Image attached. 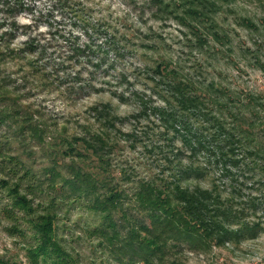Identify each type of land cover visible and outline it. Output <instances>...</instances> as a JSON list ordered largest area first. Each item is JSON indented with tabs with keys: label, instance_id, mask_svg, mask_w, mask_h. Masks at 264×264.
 Returning <instances> with one entry per match:
<instances>
[{
	"label": "rangeland",
	"instance_id": "rangeland-1",
	"mask_svg": "<svg viewBox=\"0 0 264 264\" xmlns=\"http://www.w3.org/2000/svg\"><path fill=\"white\" fill-rule=\"evenodd\" d=\"M189 2L192 18L183 13ZM208 3L215 7L206 15ZM164 64L201 89L222 90V132L237 136L225 168L215 152L191 153L178 133L165 132L162 111L180 113L182 123L187 112L167 90ZM102 109L113 119L100 120ZM102 132L115 145L106 184L121 189L117 206L131 221L142 220L137 182L171 181L193 166L203 174L185 184L230 202L235 229L259 224L257 237L205 252L168 246L166 264H264V160L256 153L264 145V0H0V264H51L34 255L47 208L68 264H118L86 200L63 195L59 180L57 190L45 189L51 166L69 176L66 165L78 161L97 173L79 139Z\"/></svg>",
	"mask_w": 264,
	"mask_h": 264
},
{
	"label": "trees",
	"instance_id": "trees-1",
	"mask_svg": "<svg viewBox=\"0 0 264 264\" xmlns=\"http://www.w3.org/2000/svg\"><path fill=\"white\" fill-rule=\"evenodd\" d=\"M189 5L187 8L191 10L186 8L183 13L192 18L196 12L194 4L189 2ZM208 6L206 15H209L208 11H214L215 7L211 9L212 4L209 3ZM243 21L250 25L249 19L243 18ZM211 35H214L215 39L218 37L216 33ZM165 65L160 68L164 71L162 78L167 85L170 84L167 90L174 91L176 95L174 104L187 112V121L182 123V120L176 119V116H183L180 113L177 115L162 111L160 118L166 127L165 132L171 130L178 133L191 153L215 152L216 163L225 168L227 161L231 162L229 153H234L237 136L225 135L222 132L224 123L222 113L225 108L219 99L222 90L212 83L201 89L189 78H185L174 68L168 69ZM111 119L113 116H110L106 109L100 110V120L107 122ZM177 126L183 130L182 133ZM33 136L37 139L41 137L37 131H34ZM88 136L79 139L83 144L81 148L83 152L93 154L97 158L99 171L97 173L87 171L78 161H72L66 165L70 175L64 176L57 167L51 166L46 169L45 178L49 183L45 189L57 190L56 182L59 180L61 183L58 189L63 195L72 194V199L77 201L86 200V207L99 215L102 221V225L100 224L94 232L100 241L106 243L107 249L116 251L113 258L118 264H166L168 246L178 249L185 245L191 251L205 252L212 247H222L225 243L257 237L259 224H242L235 229L239 225L238 210H235L230 202H224L226 200L214 189H205L199 184L193 186L185 184L192 177L198 178L203 174L199 168L193 166L180 169L177 175L171 176V181L137 182L133 200L142 220L131 221L126 211L117 206L122 195L121 189L117 185L106 184L109 175L107 163L115 146L110 140L114 138L105 132ZM80 141H74V146H78ZM76 151L81 158L87 155L80 149ZM256 153H260L261 159L264 160V145H261ZM35 179V187L42 189L40 179L38 177ZM17 197L21 207L31 209L25 197ZM47 210L43 218L45 222L39 226L36 233L37 237L40 235L42 238V248L35 250L34 255H37V258L41 256L43 260L49 259L51 264H68L66 254L54 237L52 211ZM115 213L127 220V222L121 220L127 224L126 226H119L121 221L118 223Z\"/></svg>",
	"mask_w": 264,
	"mask_h": 264
}]
</instances>
